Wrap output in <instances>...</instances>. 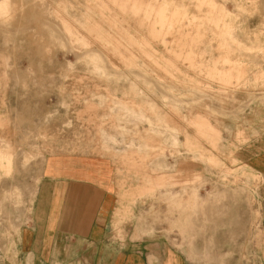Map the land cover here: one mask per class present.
Masks as SVG:
<instances>
[{
	"label": "rangeland",
	"instance_id": "rangeland-1",
	"mask_svg": "<svg viewBox=\"0 0 264 264\" xmlns=\"http://www.w3.org/2000/svg\"><path fill=\"white\" fill-rule=\"evenodd\" d=\"M263 150L264 0H0V264L77 158L111 164L133 241L261 264Z\"/></svg>",
	"mask_w": 264,
	"mask_h": 264
},
{
	"label": "crops",
	"instance_id": "crops-1",
	"mask_svg": "<svg viewBox=\"0 0 264 264\" xmlns=\"http://www.w3.org/2000/svg\"><path fill=\"white\" fill-rule=\"evenodd\" d=\"M249 163L261 177L258 206L264 232V150ZM125 208L107 159L51 160L30 214L22 219L16 248H7L5 264H189L183 253L154 240L133 241Z\"/></svg>",
	"mask_w": 264,
	"mask_h": 264
}]
</instances>
